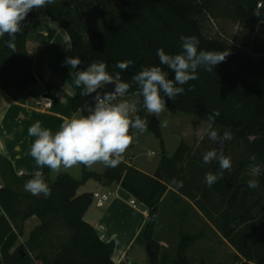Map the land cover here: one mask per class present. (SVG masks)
Wrapping results in <instances>:
<instances>
[{"label":"trees","instance_id":"trees-1","mask_svg":"<svg viewBox=\"0 0 264 264\" xmlns=\"http://www.w3.org/2000/svg\"><path fill=\"white\" fill-rule=\"evenodd\" d=\"M43 8L51 23L68 35L70 57H79L82 61L73 71L76 95L71 101V110L83 116L89 114V106L84 101L86 96L81 95L82 89L75 85V73L85 70L93 61H104L110 74L120 72L122 80L130 84L125 96H130L140 94L131 77L145 67L160 66L169 72V79H174L175 73L159 63L156 53L160 48L170 55L181 53V36H196L200 41L199 50L229 51L225 61L215 65L212 72L198 69L199 78L182 85L185 91L175 101L165 97L166 108L173 114L194 116L205 124H208V115L219 110L220 115L212 126L222 133L230 129L233 139L243 148L245 155L236 172H250L249 157L256 155V163L261 165L259 190L248 187V176L239 181L234 177L239 173L226 171L223 178L209 187L205 175L218 172V163H204L202 158L186 153L183 145L169 157L159 120L142 106L136 115L147 120L146 129L160 142L164 155L155 178L141 174L149 180L148 191L133 187L131 174L140 172L126 170L125 165L115 172L108 167L103 174L84 169L79 180L63 174L54 182L51 170L43 167L51 195L33 196L10 186V181L25 184L32 175L18 177L11 162L0 155V174L8 183L0 187V264H114L115 243L102 242L95 228L83 219L93 203L92 194L77 193L89 180L120 185L149 208L148 219L138 237L153 252L149 264L159 262L161 249L154 233L159 203L168 188L178 199L190 200L226 240H232L235 222L246 221L242 216L231 217L234 212L245 211L250 215L255 209L264 211V57L257 59L248 53L257 25L264 24V0H69L66 5L55 0ZM35 10L22 22L23 29L14 41L15 51L7 47V35L0 39L2 90L22 93L38 84L27 46ZM209 16L238 23L244 28V35L236 44L208 37L204 21ZM257 54L264 55V49ZM125 60L133 61L127 70L115 67L118 61ZM174 179L182 181L183 187L178 188ZM253 190L258 191L257 198L248 204ZM33 217L40 224L31 231L27 241L19 243L25 223ZM201 235L181 233L177 264H189L187 251ZM248 261L264 264V253L249 257Z\"/></svg>","mask_w":264,"mask_h":264},{"label":"crops","instance_id":"crops-1","mask_svg":"<svg viewBox=\"0 0 264 264\" xmlns=\"http://www.w3.org/2000/svg\"><path fill=\"white\" fill-rule=\"evenodd\" d=\"M31 37L37 40L40 47L37 53H31L29 49L28 51L34 60V75L38 84L42 86L43 93L37 95L34 91L35 86L22 93L14 89H0V155L11 162L18 177L33 175L36 171L42 172V168L36 164L34 158L30 156V152L27 151V145L30 144L29 147H31L35 140V137L29 136L27 131L31 127L32 121L34 120V123L40 121L41 126L49 125L47 129L54 134L66 118L77 115L71 110V101L76 95L73 79L75 68L64 63L66 58L70 57L71 44L68 35L62 28L51 23L46 10L40 8L36 9L34 13L28 35V47ZM47 100L52 102V106L49 109L44 107L40 109L41 106H38V103H45ZM25 131L28 134V140L21 138ZM134 133L136 132L130 134L134 135ZM137 133L141 135L142 132ZM142 136L145 137V135ZM160 163L161 161L150 167L143 163L138 164L137 162L136 164L135 159L123 158L119 166L112 170L115 172L122 165H125L126 170L135 169L140 174L136 172L131 174L130 180L133 187L141 191H148L149 180L143 175L155 178ZM107 169L108 167H105V170L99 174L105 173ZM64 174L68 173L64 172ZM124 175L125 172L122 177ZM70 176L77 180L82 178ZM94 192L110 193V200L102 208L92 203L83 219L95 228L102 242L115 243L112 254L114 264H149V256L145 252L147 245L143 239H138L148 219L149 208L117 184L89 180L78 190L77 194L84 195ZM170 196L173 197L176 204L180 201L184 202L189 209L184 212L179 229L174 227L172 230L165 228L160 231V227L158 228L156 225L154 239L159 244L161 251L168 247L167 244L170 242L177 249L180 235L184 232L189 235L202 234L196 244L204 241L210 242L212 235L215 238H220L231 258L230 264H254V262L248 261L249 257H257L259 253H264V211L255 209L250 215H246L245 211L234 212L231 217L242 216L246 221L235 222L232 226V240H226L190 200L185 197L178 199L171 188H168L163 196L159 208ZM131 201H135V205L131 204ZM39 224L40 221L36 217L25 223L22 243L27 241L31 231ZM204 225L207 229L199 230ZM240 253H245L247 256H242Z\"/></svg>","mask_w":264,"mask_h":264},{"label":"clouds","instance_id":"clouds-1","mask_svg":"<svg viewBox=\"0 0 264 264\" xmlns=\"http://www.w3.org/2000/svg\"><path fill=\"white\" fill-rule=\"evenodd\" d=\"M54 2L55 0H0V39L7 35L9 40L5 43L8 48L15 51L14 41L17 34L21 33L22 22L29 12ZM180 40L181 53L166 54L163 48L158 49L156 53L159 63L175 73L174 79H169V72L160 66L145 67L131 77L138 85L143 107L158 118L167 109L165 97L175 101L176 96L185 91L182 85L199 78L198 69L203 68L212 72L214 66L224 62L230 54L227 50H199L200 41L196 36H181ZM64 63L71 65L72 68H78L82 61L79 57H67ZM132 63L131 60L118 61L115 67L125 71ZM108 84L114 85L113 90L101 95L98 90ZM75 85L82 89V96L95 93L93 97L95 103L89 107V114L66 118L54 134L51 130L43 128L40 121H36L28 129L29 136L35 137L30 155L39 167H47L55 173L77 165L91 167L96 163H102L109 168L118 167L123 154L134 140L130 130L143 132L148 123L146 119L135 114L137 112L135 102L120 100L114 103L117 97H124L128 93L130 84L122 80L120 72L110 74L104 61H93L85 70L75 73ZM219 115V110H214L208 115V124L204 132L210 140L223 145L224 142L233 139V134L227 129L223 135H219L213 129L212 125ZM161 124L166 122L161 121ZM249 159L253 179L248 181V187L255 189L259 187V182L255 178L261 174V165L256 163L255 154ZM212 161L218 163L219 171L206 173L205 182L209 187L223 178L225 170L231 171L232 168V161L230 157L225 156L222 148L219 151L209 150L203 155L204 163ZM173 183L178 188L183 187L182 181L174 179ZM24 189L33 196L51 195V188L40 171H36L32 178L25 182Z\"/></svg>","mask_w":264,"mask_h":264},{"label":"rangeland","instance_id":"rangeland-1","mask_svg":"<svg viewBox=\"0 0 264 264\" xmlns=\"http://www.w3.org/2000/svg\"><path fill=\"white\" fill-rule=\"evenodd\" d=\"M60 1H62L66 5L69 0ZM86 1L90 2L91 0ZM204 32L208 37L222 38L229 41L231 44H236V40L240 39L244 35L245 30L238 23H234L233 21L224 19L222 17L214 19L209 16L204 21ZM28 49L31 53L39 52L38 50L40 49V47L38 46V42L35 38L31 37V42L29 44ZM262 49H264V24H259L257 25L253 33V44L248 49V53L252 57L259 59L264 57V55L257 54ZM120 100H128L130 102H135L137 112L143 106V98L140 94L130 95L129 98L128 96L117 98L114 103H118L120 102ZM39 108L42 109L43 106ZM150 115L159 120L160 122L162 136L164 142L166 141V150L169 154V157L173 156L174 152L176 151V149L179 148L180 145L184 146L186 153H191L192 155H196L197 157H200L202 159L203 155L207 151L212 149L221 150L222 148L225 156L230 157L234 163V169H231V171H225L230 172L231 174L239 173V175H234V177L239 181L245 179V176H248V181L250 179H253L251 173L247 170H240V172H236L237 170L235 168H238L237 165L241 160H243L245 152L241 145H239L234 139L224 142L223 145H221L219 142H213L208 138V136L204 132V129L207 127V124L201 122L198 118L194 116H189L182 113L173 114L168 109H166L165 112H163L159 118L155 115ZM75 116H83V114L81 112H78ZM161 121H165L166 124L162 125ZM33 124L34 120L32 121L31 126ZM43 125V128L49 127V125L47 124ZM213 129L216 130L219 135H223V133L218 128L213 127ZM24 133L25 134L22 135L23 137L21 136L22 140H28L27 132L25 131ZM142 135H145L146 138ZM29 146L30 144L27 145L28 152H30L31 148ZM23 147H25V145H23ZM163 156V148L160 142L156 140L151 135L150 131L146 128L141 133V135H139V133L137 132L134 133L133 143L123 154V158L125 159H135L136 164L137 162L138 164L143 163L149 165L150 167L152 165L155 166L159 161H161ZM84 169H86L87 171L102 173L105 170V166L102 163H96L91 167L77 165L70 169H62L59 173L51 171L50 177L54 182L61 175H63L64 172H67L68 175H73L78 178H81ZM255 179L258 180V177H256ZM10 180L11 179H9V181ZM7 184L8 183L2 178L0 174V187L6 186ZM10 186H12L16 190L26 192L24 189V184L14 183L10 181ZM257 193V190H253V192H251L250 201L248 204H250L252 200L257 198ZM188 209L189 207L187 206V204L181 201L177 202L176 204V201H174L173 197L170 196V198H168V200L164 202L159 208L157 225L158 228L160 227V231L165 228H170L172 230L174 229V227H177L179 229L182 222V216L184 212H186ZM206 229L207 228L205 227V225L199 228V230L202 231H205ZM211 238L212 239L210 242H200L188 250L187 258L189 260V264H230L231 258L222 240L220 238H215L214 235H212ZM22 241L23 240L20 239L19 243H22ZM167 246L168 247L161 251L158 264H177L176 247H174L171 242L170 244L168 243ZM169 246L173 247L170 248ZM145 252L147 255V249L145 250Z\"/></svg>","mask_w":264,"mask_h":264},{"label":"built area","instance_id":"built-area-1","mask_svg":"<svg viewBox=\"0 0 264 264\" xmlns=\"http://www.w3.org/2000/svg\"><path fill=\"white\" fill-rule=\"evenodd\" d=\"M38 106H43L45 109H49L52 106V102L50 100L45 101V103L39 102ZM111 194L104 192H94L92 193V201L98 207H104L108 201L110 200ZM131 204L135 205V201H131Z\"/></svg>","mask_w":264,"mask_h":264},{"label":"water","instance_id":"water-1","mask_svg":"<svg viewBox=\"0 0 264 264\" xmlns=\"http://www.w3.org/2000/svg\"><path fill=\"white\" fill-rule=\"evenodd\" d=\"M114 88V85L113 84H108L106 86H104L102 89H99L98 91L101 93V95H103L104 92H111ZM34 91L37 95H41L43 93V88L40 84H37L35 87H34ZM95 96V93L89 95V96H86L84 98V101L86 102V104L89 106V107H92L94 106V99L93 97ZM147 254L149 257H151L153 255V252L151 251L150 247L147 245Z\"/></svg>","mask_w":264,"mask_h":264}]
</instances>
